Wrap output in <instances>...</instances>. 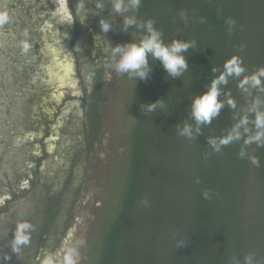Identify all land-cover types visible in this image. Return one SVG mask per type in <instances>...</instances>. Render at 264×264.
Returning a JSON list of instances; mask_svg holds the SVG:
<instances>
[{
  "label": "trees",
  "instance_id": "16d2710c",
  "mask_svg": "<svg viewBox=\"0 0 264 264\" xmlns=\"http://www.w3.org/2000/svg\"><path fill=\"white\" fill-rule=\"evenodd\" d=\"M102 2L105 10H84L85 35L94 40L86 55L89 78L79 75L82 115L74 111L62 131L75 152L81 148L75 140L93 146L101 126L110 61L103 47L94 56L98 42L89 26L95 11L113 13L112 0ZM133 2L135 126L119 210L101 235L95 264H264V0ZM17 35L13 54L21 62L30 58L1 74V106L20 112L0 138V181L7 188L0 191V213L24 200L25 214L14 206L6 217L16 250L25 249L14 257L42 264L59 248L49 241L61 242L81 190L77 169L43 173L50 157L43 138L52 135L61 110L52 118L35 80L38 31ZM23 130L42 132L38 152L28 150L32 141L8 142Z\"/></svg>",
  "mask_w": 264,
  "mask_h": 264
},
{
  "label": "rangeland",
  "instance_id": "374dc122",
  "mask_svg": "<svg viewBox=\"0 0 264 264\" xmlns=\"http://www.w3.org/2000/svg\"><path fill=\"white\" fill-rule=\"evenodd\" d=\"M85 8L82 0H0V82L5 78L2 73L14 70L30 58L25 55L21 62V58L11 50L19 46L17 31L20 35L24 34L26 29H30L32 33L38 31L41 47L40 56L36 60L35 80L40 81L41 87L45 89L42 97L52 118L56 117L59 108L61 110L56 122L51 125L52 135L43 138L50 157L42 170L51 176H55L58 169L63 171L65 167L70 170V174L73 169L78 170L75 187L80 188L81 194L74 199L71 219L61 242L57 243L56 237L49 241L50 245L58 244L59 248L45 259L44 264H95L102 242L101 235L117 215L124 180L128 173L131 134L135 126L132 111L134 67L138 59L137 15L133 0L111 2L113 14L119 23L120 34L115 41L121 47V54L107 72L104 100L101 104V126L94 145L90 146L86 141L76 139L75 142L79 146L81 144V148H76L79 149L77 152L75 148L68 150L67 137L62 134V131H65V120L70 121L74 111L75 114L82 115V104L78 100L83 94L79 77L86 81L89 78V58L86 55L94 40L85 35ZM7 17L10 19L9 23L6 22ZM74 17L78 19L77 22ZM14 56L17 60L13 59ZM60 66L62 71L65 68L68 73V77L61 83L50 76L51 72L57 71L56 68L59 69ZM2 97L3 95L0 96V138L4 131L11 132L15 114L20 112L18 108L8 110L2 107ZM49 103L52 107H49ZM6 124L11 125L7 127ZM41 136L42 132L23 130L7 138L8 142L17 143L19 146L28 145L29 141H32L33 145L29 144L28 150L38 152L41 147L35 139ZM32 146L36 147L35 150ZM63 152L66 153L62 154ZM25 165L30 166L29 162L23 164V167ZM0 191H7L1 181ZM1 203L0 201V206ZM23 203L24 200L20 198L14 206L24 210L25 214ZM14 206L9 205L11 211H8V214L0 213V264H22L23 258H16L25 252L20 245L16 250L13 233L15 229L9 228L6 218L11 216ZM28 256L32 257V260L35 258L34 252Z\"/></svg>",
  "mask_w": 264,
  "mask_h": 264
},
{
  "label": "flooded vegetation",
  "instance_id": "af4514ba",
  "mask_svg": "<svg viewBox=\"0 0 264 264\" xmlns=\"http://www.w3.org/2000/svg\"><path fill=\"white\" fill-rule=\"evenodd\" d=\"M96 1L97 0H85L84 3L86 8L90 11L103 8L102 1L105 0H99L101 2H98V7L94 8L93 3ZM105 9L106 8H103V10ZM97 13L98 12L95 11V14L91 17V25L89 26L91 33L96 32L95 39L98 42V44L96 43L98 50L94 51V56L97 55V51H99L100 47H103L104 53L108 56V60L110 61L109 66L107 67V70L110 71L114 60L119 59L121 54V47L119 43L115 41L118 35L120 34L119 23L117 17L113 13L100 14V16H98ZM74 21H76L75 17ZM46 254L47 257L45 259L52 255L49 252H47ZM45 259L43 260L42 264L45 263Z\"/></svg>",
  "mask_w": 264,
  "mask_h": 264
},
{
  "label": "water",
  "instance_id": "95a60500",
  "mask_svg": "<svg viewBox=\"0 0 264 264\" xmlns=\"http://www.w3.org/2000/svg\"><path fill=\"white\" fill-rule=\"evenodd\" d=\"M58 66V65H57ZM68 68V67H67ZM70 68V67H69ZM62 67L60 66L59 69L56 68L57 71H54L51 72V77L53 76V78H55L57 80V82H64V78H67L68 77V73L66 72V69L63 68L64 70L62 71L61 70ZM64 76V77H63Z\"/></svg>",
  "mask_w": 264,
  "mask_h": 264
}]
</instances>
